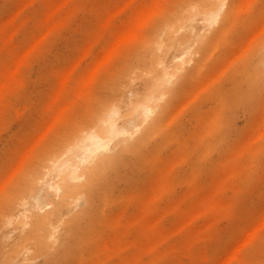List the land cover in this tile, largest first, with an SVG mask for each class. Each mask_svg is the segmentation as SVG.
Segmentation results:
<instances>
[{
	"label": "bare ground",
	"instance_id": "1",
	"mask_svg": "<svg viewBox=\"0 0 264 264\" xmlns=\"http://www.w3.org/2000/svg\"><path fill=\"white\" fill-rule=\"evenodd\" d=\"M263 3L227 0L221 18L218 0H116L105 8L59 0L46 9L41 30L50 38L82 15L96 24L74 59L52 69L49 121L13 174L0 178V264L161 263L175 258L168 219L195 210L190 228L175 234L186 236L193 264L212 262L200 253L210 255L226 226L249 224L236 220L232 185L264 173ZM36 4L43 0L18 1L22 9ZM20 26L18 14L0 23V123L31 83L26 70L51 47L48 40L25 54L41 34L19 48ZM244 112L252 132L236 148ZM225 145L232 155L211 175ZM178 187L186 193L176 195ZM262 226L256 222L245 240H258ZM9 228L16 238L4 233ZM247 244L236 249V264L246 260Z\"/></svg>",
	"mask_w": 264,
	"mask_h": 264
},
{
	"label": "rangeland",
	"instance_id": "2",
	"mask_svg": "<svg viewBox=\"0 0 264 264\" xmlns=\"http://www.w3.org/2000/svg\"><path fill=\"white\" fill-rule=\"evenodd\" d=\"M18 1L21 0H1L0 1V23L8 20L9 18L18 14L21 23L20 35L15 37L13 43L19 48H26L32 42V35H40L41 22H43V14L49 7L53 6L59 0H43V6L39 4L34 5L31 9L19 8ZM243 0H241L242 2ZM116 0H97L100 8H105L108 5H114ZM264 2V0H262ZM256 4L253 5V8ZM264 7V3H263ZM135 12V11H134ZM258 16H263L264 12L258 13ZM95 20L82 15L76 20V26L71 31L59 30L56 31L49 39L50 46L45 54L39 56L34 63L26 70V74L31 78V83L25 87L23 93L16 96L12 102L8 115L0 123V178L9 177L13 174L19 163L22 153L27 146L33 144L39 137L40 130L46 126L49 119L43 116L46 106L47 97L52 93L53 84L55 83V76L53 70L57 66L69 64L76 56L78 50L83 46L86 36L84 32L96 23ZM120 27V26H119ZM48 43V42H47ZM244 46L235 45L229 50V56H238L242 53ZM250 116L247 113H241L236 118V125L243 130L240 136L233 145L236 148L241 147L249 139L252 132L250 129L249 121ZM255 122L262 120L261 111L256 110L253 114ZM230 148V147H229ZM228 149L226 145L223 150ZM231 149L226 150L224 159L221 160L219 168L211 175L220 173L222 167L226 164L227 159L231 157ZM226 161V162H225ZM225 162V163H224ZM213 182V181H212ZM211 181L206 184V189H211L213 183ZM239 193L238 212L235 214L236 220L249 222L246 226L236 227L227 225L224 231L222 241H218L210 248V255L207 250L200 253L201 257L213 258L212 262L200 261L198 264H236L233 261V255L238 248L237 241H245L247 235L250 233L251 228L256 222L264 219V173L260 180L254 182H247L245 184L236 183L232 185ZM143 188L141 192H144ZM188 190V189H187ZM186 193V188L178 187L176 195H183ZM173 197V195H171ZM173 198H168L167 207L171 205ZM230 200L233 199L230 197ZM46 200H43L45 203ZM131 213L134 211L131 210ZM184 213L176 214L168 219L170 222V229L168 232L171 235L170 249L175 251V258L163 260L161 263L156 264H193L194 261L184 255L187 246V238L184 235H176L178 232L177 227L185 219ZM215 217H210L209 222L215 223ZM195 227L194 235H200L199 228ZM176 232V234H175ZM4 233L10 238H16L17 233L12 228L7 229ZM2 234V233H1ZM174 235V237H173ZM204 234L203 236H207ZM178 250H180L178 252ZM246 260L241 264H264V231L261 237L254 241L249 242L245 247ZM204 254V255H203ZM203 255V256H202ZM144 264H152L151 260L144 262Z\"/></svg>",
	"mask_w": 264,
	"mask_h": 264
},
{
	"label": "clouds",
	"instance_id": "3",
	"mask_svg": "<svg viewBox=\"0 0 264 264\" xmlns=\"http://www.w3.org/2000/svg\"><path fill=\"white\" fill-rule=\"evenodd\" d=\"M166 2H167V0H166ZM226 8H227V0H226V3H225V5H224V8H223V11H222V13H221V16H220V18L221 17H223L225 14H226ZM190 9V8H189ZM189 9H186V10H189ZM185 10V11H186ZM242 11V10H241ZM240 14V12H234L233 13V15H239ZM219 21H220V19H219ZM47 31H48V28L44 31V32H42L41 33V35L33 42V44L31 45V47L25 52V54H27V53H29V51L30 50H32L33 49V47H34V45H36L37 43H39L40 44V46L41 45H43L46 41H48L49 40V38H50V36L49 35H46V33H47ZM261 32H262V34H264V29H261ZM24 54V55H25ZM260 138H264V132H262L261 133V137ZM157 194V191H155V192H153V194L149 197V200L148 201H150L155 195ZM168 194V193H167ZM166 194V195H167ZM164 197V196H163ZM162 197V198H163ZM161 198V199H162ZM160 199V200H161ZM196 211V210H195ZM195 211H193L190 215H188V216H186V218L183 220V222L177 227V232L178 233H180V232H184L185 230H187V229H189L190 227H188V224H189V221H190V219H191V216L194 214V212ZM261 221H264V219H262ZM256 230V229H255ZM254 230V231H255ZM254 231H253V233H254ZM260 231H264V226H262V228H261V230ZM253 233H251L250 235H249V237H251L252 236V234ZM249 242V240H245L244 241V243L243 244H241L240 245V248H242V247H244L247 243ZM240 248H238L237 250H240Z\"/></svg>",
	"mask_w": 264,
	"mask_h": 264
},
{
	"label": "snow or ice",
	"instance_id": "4",
	"mask_svg": "<svg viewBox=\"0 0 264 264\" xmlns=\"http://www.w3.org/2000/svg\"><path fill=\"white\" fill-rule=\"evenodd\" d=\"M218 2H219V6L223 9L226 3V0H218Z\"/></svg>",
	"mask_w": 264,
	"mask_h": 264
}]
</instances>
